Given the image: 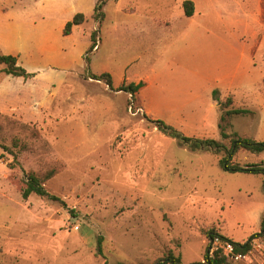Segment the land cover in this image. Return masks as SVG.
Here are the masks:
<instances>
[{
	"label": "rangeland",
	"instance_id": "rangeland-1",
	"mask_svg": "<svg viewBox=\"0 0 264 264\" xmlns=\"http://www.w3.org/2000/svg\"><path fill=\"white\" fill-rule=\"evenodd\" d=\"M98 3L0 0V53L33 75L0 74V264H153L167 251L189 264L210 230L241 244L260 234L262 176L227 171L224 154L193 152L151 122L230 148L216 101L230 94L252 112L232 130L264 142L259 0H105L95 18ZM103 73L112 88L89 78ZM140 82L134 99L117 91ZM232 163L264 167V153L240 149ZM28 173H53L44 187L63 203L23 200ZM251 258L232 264H264Z\"/></svg>",
	"mask_w": 264,
	"mask_h": 264
},
{
	"label": "trees",
	"instance_id": "trees-1",
	"mask_svg": "<svg viewBox=\"0 0 264 264\" xmlns=\"http://www.w3.org/2000/svg\"><path fill=\"white\" fill-rule=\"evenodd\" d=\"M105 5V0H99L98 6L95 10L94 17L99 18L101 16L102 7ZM184 15L187 18H191L194 15V4L191 1H185L182 5ZM264 10V5H263ZM83 14H76L74 18L68 22L63 30V34L65 36L70 35L72 28L74 26L81 25L84 21ZM93 45L90 50L92 51L96 47L95 35L92 36ZM0 74H5L7 76L22 78L24 80L31 79L33 77L32 74L28 73L25 69L18 65L17 58L12 55H3L0 53ZM90 79L96 81L104 82L108 87L112 88V78L110 74L103 73L100 75H89ZM264 83V78H263ZM143 84L140 82L138 84L130 83L126 86H121L117 89V91H124L128 93L133 99L138 91L142 88ZM214 97L217 95V91L213 93ZM219 103V111L221 113L219 128L221 130V136L223 140L230 141V148H226V146L217 140L212 139H195L182 135L177 129L167 125L161 120H153L151 121L153 126L164 136L173 138L177 140L182 146L189 148L193 152L200 151H210L215 155L224 154V157L220 159V165L227 171L231 172H244L247 174H254L262 176V184L264 189V167L261 165H247L240 166L239 164H233L232 158L233 155L240 149H243L252 154H262L264 153V142H256L255 140L249 138H241L237 135L236 132L232 130L231 121L235 117H244L249 116L252 112L248 109L237 108L234 105V97L233 95H228L223 101L216 100ZM224 123V125H222ZM18 142H15V147L17 148ZM2 148L8 152L9 154H13L10 149L5 146ZM14 156V155H13ZM53 176V173H48L44 175L42 178L37 176L34 173H28L23 180V185L20 190L21 197L23 200H27L31 195H36L40 198H46L51 201L61 202L58 197L50 195L45 187L44 182L49 180ZM71 214H74L73 211H70ZM207 239L209 240V244L207 246V252L204 255L202 261L192 262L189 264H232L225 256H223L220 252H215L212 255L209 253L210 241L214 238L218 237L221 240L230 241L234 245V251L236 253L246 254L251 250V243L254 239L264 236V214L261 219V233L258 235H254L247 242L235 243L228 238L221 235L219 232L215 230H210L206 233ZM98 244V253L102 255V239L97 240ZM104 264H108L107 260H105ZM153 264H184L180 255H176L173 251H167L164 256L158 258L154 261Z\"/></svg>",
	"mask_w": 264,
	"mask_h": 264
},
{
	"label": "built area",
	"instance_id": "built-area-1",
	"mask_svg": "<svg viewBox=\"0 0 264 264\" xmlns=\"http://www.w3.org/2000/svg\"><path fill=\"white\" fill-rule=\"evenodd\" d=\"M257 251L260 255L264 256V242L260 238L254 239L251 243V250L246 254L236 253L234 251V245L227 240H221L216 237L210 241L209 253L212 255L215 252H220L230 262L241 263L246 261H252V253Z\"/></svg>",
	"mask_w": 264,
	"mask_h": 264
},
{
	"label": "crops",
	"instance_id": "crops-1",
	"mask_svg": "<svg viewBox=\"0 0 264 264\" xmlns=\"http://www.w3.org/2000/svg\"><path fill=\"white\" fill-rule=\"evenodd\" d=\"M264 0H259V16L261 20H264V10H263ZM230 95V94H229ZM234 97V96H233Z\"/></svg>",
	"mask_w": 264,
	"mask_h": 264
}]
</instances>
